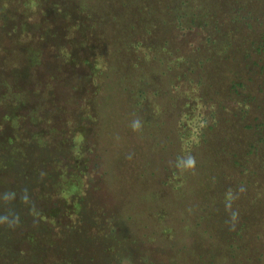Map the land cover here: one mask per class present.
Returning a JSON list of instances; mask_svg holds the SVG:
<instances>
[{
  "label": "rangeland",
  "instance_id": "obj_1",
  "mask_svg": "<svg viewBox=\"0 0 264 264\" xmlns=\"http://www.w3.org/2000/svg\"><path fill=\"white\" fill-rule=\"evenodd\" d=\"M2 16L0 264H264V0Z\"/></svg>",
  "mask_w": 264,
  "mask_h": 264
},
{
  "label": "trees",
  "instance_id": "obj_2",
  "mask_svg": "<svg viewBox=\"0 0 264 264\" xmlns=\"http://www.w3.org/2000/svg\"><path fill=\"white\" fill-rule=\"evenodd\" d=\"M27 2H25V4H26ZM5 10V9H4ZM6 19V16H2V17H0V23H1V25H2V23L4 22V20ZM22 34L24 33V31H22L21 32ZM25 34V33H24ZM13 35H19L18 34V30H17V32H16V34H13ZM20 36V35H19ZM264 37V36H263ZM261 38H262V35H261ZM15 43H17V44H19L20 42L17 40V38H15ZM259 55L261 56V57H263L264 56V54L263 53H259ZM23 56V58H24V60L25 61H27L28 59H29V57H28V55H26V54H24V55H22ZM35 57H37V55L35 56ZM71 61H68V62H65L64 60H62L61 62H65V63H67V65L69 64V65H71L72 63L73 64H75L74 63V60H73V58L71 57V59H70ZM81 63H84L85 65H88V67H90L91 68V65L90 64H88L89 62L88 61H83V62H81ZM6 64L7 65H9V63L6 61ZM93 71V68H91V72ZM88 78V80H90V76L89 77H87ZM84 79H86V78H84ZM11 89H9V93H11L10 94V98L8 99V103H7V105H9L10 107H11V111H10V113H9V115H7V114H5V115H3V118H4V120L5 121H10V123L12 124V127H14L13 125H19V122H20V119H18V120H16V118H15V114H16V111L17 110H19V109H22L23 107H21L22 105H24V101L26 100V95H25V93L23 92V91H20V90H17V88L16 87H14V88H12V91H10ZM17 103V104H16ZM21 105V106H20ZM29 114V113H28ZM27 114V115H28ZM26 115V114H25ZM26 115V116H27ZM257 131L260 133V135L261 136H264V125H259L258 127H257ZM7 140L8 141H6V143H7V145L9 144V145H11V146H14L15 144V139L12 137V138H7ZM73 145H74V147H75V149H76V142H74L73 141ZM19 146V145H18ZM75 153H77L76 151H75Z\"/></svg>",
  "mask_w": 264,
  "mask_h": 264
}]
</instances>
